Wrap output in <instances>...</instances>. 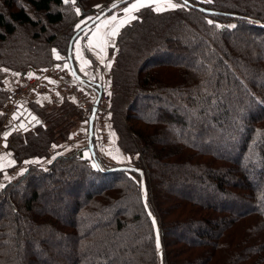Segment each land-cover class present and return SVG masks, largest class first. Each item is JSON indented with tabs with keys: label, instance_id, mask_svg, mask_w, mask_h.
Returning <instances> with one entry per match:
<instances>
[{
	"label": "trees",
	"instance_id": "16d2710c",
	"mask_svg": "<svg viewBox=\"0 0 264 264\" xmlns=\"http://www.w3.org/2000/svg\"><path fill=\"white\" fill-rule=\"evenodd\" d=\"M4 1L1 137L13 94L4 86L8 74L49 67L54 44L69 62V43L78 32H70L71 25L101 0H23L31 8ZM178 2L174 10L140 9L109 48L115 54L112 125L132 158L130 166L144 171L163 260L143 203L141 175L109 173L114 167L97 152L92 159L82 157L88 141L64 152L82 118L77 104L63 99L60 106L34 109L40 119L43 111L42 124L13 133L4 147L17 162L42 157L49 163L29 162L0 190V264H264V84L258 82L264 77V0ZM73 62L85 86L102 93L104 84L84 78ZM137 101L142 113L154 111L150 119L128 111ZM162 104L167 115L156 108ZM189 121H194L190 131ZM240 127L242 133L233 132ZM60 143V154H54ZM68 191L72 198L65 196ZM193 224L209 228L193 234ZM40 242L44 251L35 262L27 252ZM181 244L186 245L176 246Z\"/></svg>",
	"mask_w": 264,
	"mask_h": 264
},
{
	"label": "rangeland",
	"instance_id": "374dc122",
	"mask_svg": "<svg viewBox=\"0 0 264 264\" xmlns=\"http://www.w3.org/2000/svg\"><path fill=\"white\" fill-rule=\"evenodd\" d=\"M1 1H2L1 2L2 5H4L5 1L4 0H1ZM101 1H99V2L96 1L97 4H95V3L93 4L94 8H93L91 13L86 14L83 17H80L76 22H74V24L71 25L72 28H70L71 29L70 32L78 31L80 28H82L84 25H86L90 20H92L97 14H99L105 8H107L108 6L112 5L115 2H119V1H122V0H112L111 2H108L107 4L100 3ZM200 1L208 2V0H200ZM16 2H17L18 5L20 3L21 5H25L26 8L29 7V6H27L25 1H23V0H17ZM70 3H71V0H68V4H70ZM73 3L76 4L75 2H73ZM132 4H138V7L136 9H133L131 11L126 12L125 9L126 8H131ZM171 4L182 5L180 2H178V0H137V1L133 0L132 2L126 4L125 6L115 9L111 14H108L107 16L110 17V16L114 15L116 17V19L118 20V18L121 19L122 16L127 15L126 17H124V23H122L121 24L122 26L120 25V27L117 30V32L119 33L121 31V29L125 25L130 24L133 20H135V18L137 16V13H138V11L140 9L145 8V7H152L155 10L159 9L157 11H166V10L168 11V10H174V9L178 8V7H175V8L171 7L170 6ZM139 5H142V6H139ZM97 6H99V7H97ZM29 8H31V7H29ZM77 8L80 9V13L79 14L76 11ZM74 9H75L77 15H81V8L78 5H75ZM104 18H106V16ZM101 20H103V19H101ZM209 20L213 21L212 19H209ZM77 24L80 25V28L76 27ZM225 24L228 25V26L235 25V23H233V22H226ZM71 26H69V27H71ZM90 29H92V27L87 29V30H85V31H83L82 34H80V36L76 40H78L80 38L84 39L85 38L84 34H86L88 31H90ZM116 35H117V33H116ZM255 36H257V35L253 34V38L254 39H256ZM115 42H116L115 39H113L112 42H111V46L113 45V43L115 44ZM55 46H56L55 44H54V46L52 45L50 50L52 52V48H53V52L58 55V49ZM108 53H109V56L112 55V54H110L109 51H108ZM89 58L91 59V56ZM109 58H110V60L108 61V63L105 64L106 67L109 66V71H108L107 76L105 77V80H104V84H105L104 88L105 89L102 92V93H104V92L106 93L108 99H110L109 97L112 94L111 70L114 67L115 54L113 55V57L110 56ZM153 58H155V56ZM177 59L178 58H174L171 61H173V62L175 61L176 62ZM55 61H56V64L59 67H61V68H63V67L67 68V66H69L68 62H66V60L64 61V59L62 57H61V59H57L56 56H55ZM143 67H145V65ZM68 69H70V66L68 67ZM102 69L104 70V66L102 67ZM10 73L8 75H10ZM258 82H259L260 85H263L264 84V77L258 78ZM4 86H5V84H4ZM85 87H86V89L88 91H90V92L92 91V88L87 87V86H85ZM63 99L64 98H61L59 101L54 100V99L44 100V98H41L37 94H31L29 96V98L24 101V103L27 106H28L29 102L30 103L31 102L34 103L33 105L31 104V106H32L31 109L33 111L36 108H41V110L44 109V105L45 104L52 105V107L50 106L51 108L60 106L62 104ZM144 99H150V97H141L139 99V101L144 100ZM35 100H39V101L36 102ZM139 101L135 102L134 105L131 106L130 110H128V111L132 112V113L134 112L135 114L137 113L139 115H143L146 118L150 119L154 115V111L147 110L148 113L146 111H144L142 113L141 112L142 108L140 107V105H138ZM110 105L111 104H109V101H108L109 110H110ZM246 106H248V104ZM9 107H10V104L8 103V105L6 106V110H7V118L6 119L11 120V118H10V116L8 114L9 113ZM161 107L157 106L156 108H160V112H164L167 115V111L164 110V105L163 104H162ZM162 109H163V111H162ZM255 109L257 110V108H253V107L250 108V110H255ZM110 113H106V115H105V129L107 131V137H103V135L101 134L102 130H101L100 127H95V129H94V132H95V134L93 136L94 137V144H93L94 150H95V152H97V154L100 156V158H102L110 166H113V167H116V166H130V165L133 164L132 163V158H131L130 155L125 153L123 151V149L120 147V145L118 144L119 136H118L117 131L115 130V128L112 125L113 124V120H112L113 117L112 116L110 117V115H111ZM41 115H42V118L44 120L43 111H42ZM239 119H242V117L239 116ZM193 123H194V121H189L188 122V125L186 126V129H188V131H190L193 128V126H194ZM132 124H134V123H132ZM9 126H11V124L8 125L7 127H9ZM81 126H84V127H82V129L80 131L83 132L84 135H85V138L83 139L82 145L86 146L87 141H88L87 132H88V128H89V125H88L87 122H85V124L83 123L82 125H81V122H80V125L78 127L74 128V129H72L70 131L68 138H70L73 134H75V132H78V130L80 129ZM243 130H244V128L240 127L238 129L237 128L234 129L233 132H235L236 134H240V133L243 132ZM62 145H64V143L57 144L56 147H53L52 151L54 152V154H60L59 152L62 149ZM5 149L6 148H4L3 145H2V137L0 135V170L2 172H4L2 177L0 178V185H3V187H0V190L2 188H4L9 182H11L15 178L19 177L21 175V173H24V171H25V169H26V167H27L29 162L30 163H40V164L46 165V164H48L47 162L49 161L48 159H45V158L42 159V157L41 158H39V157H31L30 159H28V160H26L24 162H17L15 160L13 151L12 150H5ZM81 155L84 158L92 159L90 150L87 147H86V149L81 150ZM134 157L137 158L136 155ZM91 162L93 163V161H91ZM70 193L68 191L67 193H64V194H65V196H68L69 198H72V194H70ZM174 197L176 199V196H174ZM215 197L216 196H214V195L210 196V199H214ZM58 204H59V206L63 205L62 201H60V200L58 201ZM48 205H49V203H48ZM64 205H65V203H64ZM64 212H66V214L68 213L67 214L68 216L71 215L68 210L64 209ZM192 226H193V231H194L193 234L195 232L197 233V231H202V230H206V229L209 228L205 224H193ZM193 234H190L186 241H190L191 238H193ZM190 236H192V237H190ZM44 245H45L44 242H40V246L36 245L35 247H33L31 249H28L27 254L30 256V258L32 260H34L35 262H38L39 259H40L39 255H40L41 251H44L43 250ZM183 245H186V244H183ZM183 245L181 244V245H176V246H179L180 248H182V247H184ZM164 251L165 250L163 248L162 253L161 254L158 253L162 260L164 258ZM109 254H110V251H109ZM179 259H180V257H179ZM162 260H161L162 264H167L165 261H164L165 262L164 263Z\"/></svg>",
	"mask_w": 264,
	"mask_h": 264
},
{
	"label": "built area",
	"instance_id": "2783aa9c",
	"mask_svg": "<svg viewBox=\"0 0 264 264\" xmlns=\"http://www.w3.org/2000/svg\"><path fill=\"white\" fill-rule=\"evenodd\" d=\"M55 56L52 48L51 63L49 67L43 69L39 73L28 71L18 73V75H15L17 73L13 74L14 86L12 100L9 103V116L16 111L17 104L19 102H24L31 94H37L54 100L64 98L77 104L79 107L80 116L82 118L81 125L83 123L85 124V122L89 125L92 110L96 107L94 127H100L103 137H107L105 115L106 113H110V110L108 108L109 99L107 98L106 93H101V97L98 100L99 93L93 89L91 92L88 91L84 84L76 81L70 69L59 67L56 64ZM29 74H32L31 78L29 77ZM97 101L98 103L96 104ZM82 127L84 126H81L78 132H75V134L68 138L67 145L73 146L80 141H83L85 135L80 131Z\"/></svg>",
	"mask_w": 264,
	"mask_h": 264
},
{
	"label": "crops",
	"instance_id": "0c3cea01",
	"mask_svg": "<svg viewBox=\"0 0 264 264\" xmlns=\"http://www.w3.org/2000/svg\"><path fill=\"white\" fill-rule=\"evenodd\" d=\"M126 16L127 15L122 16V18L121 19L118 18V20L112 19L113 17H115L114 15L110 17L106 16V18H103V20H101L99 23L94 25L92 29H90V31L84 34L85 36L84 39L80 38L74 42L73 53H72L73 60L77 64V67L80 73L84 76V78H87L88 80L98 81L104 84L105 77L107 76L109 71V66L108 67L105 66V64L108 63V61L110 60L108 51L111 46L112 40L115 39L116 37V34L111 35V33L112 32L118 33L117 30L120 27V25L124 23V17ZM90 56L91 59L89 58ZM69 66H67V68ZM103 66H104V70L102 69ZM13 74L14 72L10 73V75L5 79V87L10 90H13V86H14ZM40 97L44 98V100H49L48 97H42V96ZM56 100L59 101L60 99L58 98ZM35 101L37 102L39 100H35ZM48 105L52 106L50 104ZM38 118L40 119L39 116ZM6 124L10 125L11 120H7ZM63 148H64L63 149L64 152H68V151H74L80 149L81 145L80 144H78L77 146L65 145ZM47 163H49V161Z\"/></svg>",
	"mask_w": 264,
	"mask_h": 264
},
{
	"label": "water",
	"instance_id": "95a60500",
	"mask_svg": "<svg viewBox=\"0 0 264 264\" xmlns=\"http://www.w3.org/2000/svg\"><path fill=\"white\" fill-rule=\"evenodd\" d=\"M132 0H122L119 2H115L112 5L108 6L107 8H105L103 11H101L99 14H97L92 20H90L86 25H84L82 28H80L78 30V32L76 34H74V36L71 38L70 43H69V47H68V57H69V65L71 68V71L74 75V77L76 78V80L78 82H81L83 84H85V80L83 79V77L78 73V71L76 70V67L74 65V62L72 60V51H73V45L74 42L76 41V38L78 37V35L91 28L92 26H94L96 23H98L101 19H103L105 16H107L110 12L114 11L115 9L119 8L120 6H122L125 3H128ZM115 5V6H113ZM200 11L211 15L214 12L210 11V10H206V9H202L199 8ZM101 97V93H99L98 95V100ZM98 103V101L96 102V104ZM95 114H96V107L93 108L92 110V115L90 117L89 120V131H88V142H89V150L92 154V156H95V150H94V146L92 144L93 141V136H94V120H95ZM16 116L15 119H13V116ZM11 118V126H9L3 133L2 136V145L3 147H7L8 144V138L15 132H29L33 129H36L38 126H40L42 124V121L38 118V116L32 111V109H30L27 105H25L23 102H19L17 104V109L15 112H13L10 116ZM21 125H23V127H21ZM7 133V136L5 137V134ZM6 145V146H5ZM118 171H126V172H136L138 174L141 175V187H142V192H143V203L145 205L147 214L151 220L152 223V227H153V231H154V235H155V243H156V248L157 251L161 254L162 250H163V242H162V235H161V229H160V225L159 222L156 218V216L151 212L148 204H147V189H146V182H145V174L144 171L141 169H137L131 166H116L114 168H111L108 170L109 173L111 172H118ZM149 212H151V216L149 215ZM153 219H155L156 223L155 225L153 224ZM157 239L159 241V247H157Z\"/></svg>",
	"mask_w": 264,
	"mask_h": 264
},
{
	"label": "snow or ice",
	"instance_id": "6c2138e0",
	"mask_svg": "<svg viewBox=\"0 0 264 264\" xmlns=\"http://www.w3.org/2000/svg\"><path fill=\"white\" fill-rule=\"evenodd\" d=\"M64 2H65V3H68V0H64ZM73 2H74V0H73ZM208 2H211V0H208ZM186 3H187V0H185V4H186ZM113 6H115V5H113ZM139 6H142V5H139ZM170 6L173 7V8H175V7H180L181 5H178V4H171ZM97 7H99V6H97ZM137 7H138V4H132V5H131V8H126L125 11L128 12V11H131V10H133V9H136ZM157 10H159V9H157ZM76 11H77L78 14L80 13V9H79V8H77ZM112 19L115 20L116 17H113ZM208 23L211 24V23H213V21L209 20ZM76 27H77V28H80V25L77 24ZM230 27L235 28L236 25H230ZM115 34H116L115 32H112V33H111V35H115ZM105 42H107V41H105ZM56 58H57V59H61V57H60L59 55H57ZM3 71H7V69H4ZM45 71H46V70H45ZM15 75H18V74H15ZM31 75H32V74H29V77H30V78H31ZM52 82L55 83L54 81H52ZM0 114H2V113H0ZM15 118H16V116L14 115V116H13V119H15ZM21 127H23V125H21ZM6 136H7V133L5 134V137H6ZM5 146H6V145H5ZM53 147H56V146L54 145ZM26 163H27V162H26ZM93 167H98V165H93ZM21 174H23V173H21ZM0 187H3V185H0ZM149 215L151 216V212H149ZM155 223H156V221H155V219H153V224L155 225ZM157 247H159V241H158V239H157Z\"/></svg>",
	"mask_w": 264,
	"mask_h": 264
},
{
	"label": "flooded vegetation",
	"instance_id": "af4514ba",
	"mask_svg": "<svg viewBox=\"0 0 264 264\" xmlns=\"http://www.w3.org/2000/svg\"><path fill=\"white\" fill-rule=\"evenodd\" d=\"M93 27V26H92ZM72 53H73V51H72ZM56 56H57V54H55Z\"/></svg>",
	"mask_w": 264,
	"mask_h": 264
}]
</instances>
